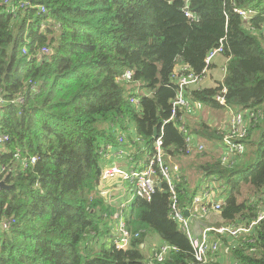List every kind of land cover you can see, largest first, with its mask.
I'll return each mask as SVG.
<instances>
[{
  "label": "trees",
  "instance_id": "16d2710c",
  "mask_svg": "<svg viewBox=\"0 0 264 264\" xmlns=\"http://www.w3.org/2000/svg\"><path fill=\"white\" fill-rule=\"evenodd\" d=\"M184 67L208 76L182 88ZM182 91L192 108L244 113V151L223 161L229 124L189 119L185 108L177 113L184 128L171 120ZM0 98V181L12 185L0 190V222L12 221L0 226V264H145L153 233L171 248L161 264H264V0H0ZM158 137L163 160L179 165L172 183L155 162L150 200L128 182L133 198L109 202L100 188L105 152L124 146L135 161L128 170L141 171ZM221 185L219 210L193 208L199 193L216 197ZM174 207L192 233L197 222L251 229L225 236L228 259L199 261ZM117 211L130 235L122 249Z\"/></svg>",
  "mask_w": 264,
  "mask_h": 264
},
{
  "label": "built area",
  "instance_id": "2783aa9c",
  "mask_svg": "<svg viewBox=\"0 0 264 264\" xmlns=\"http://www.w3.org/2000/svg\"><path fill=\"white\" fill-rule=\"evenodd\" d=\"M11 1L12 0H4L5 3H10ZM37 7L40 9L41 12L46 11V8L44 6H37ZM237 12H239L241 15L245 16L246 18L249 17L247 12L243 9H237ZM187 15L190 17L193 16L189 12L187 13ZM223 49H224L223 46H220L211 50L206 58V63L209 64L217 55L223 52ZM43 51L49 52V48H44ZM182 71L183 72L181 74L177 73V75L179 76L178 80L182 88L189 87L192 84L199 85L203 80L204 76H206L204 75L203 77H199L193 72H188L189 71L188 67L182 68ZM132 75H133V71L127 69L125 73L121 76V79L129 81L131 80ZM183 91L177 96V99L174 102L173 115L171 117V120L181 122L180 123L181 128H184L185 121H184V116H179V117L177 116L179 109L185 108L187 110H190L192 108L189 100L186 98L185 93ZM225 91L226 88H223V92ZM217 100L221 103H225V98L221 94L217 96ZM1 101L5 103L4 99H1ZM24 101L25 98L23 96H20L18 99L14 100L13 102L23 103ZM131 101L135 103H139V99L137 98H132ZM243 118H244V113H240L236 116L235 118L236 123L234 124L233 128L229 131V135L224 138L223 145L225 146L226 154L228 153V151H230L232 153V156H234L235 154L244 151V146L240 142V140L246 136V130H247V127L245 126L246 124H243ZM6 139L7 136L2 135L0 137V142L2 143ZM235 139H239V142H237ZM188 140L193 142V138L190 136L188 137ZM162 145H163L162 137H158L155 145V149L157 151L156 156L150 161L149 165L145 167L143 170L140 171V170H136L135 168L131 170H124L116 165H113L105 169L103 175L104 178L110 179L117 177V178H121L123 181H128L129 183L131 182L134 187V190L136 189L135 193L138 196L150 200L157 188L158 172L159 174H161L163 179L167 180L169 183H172V181L174 180L175 173L179 171V166L177 164L168 163L163 160L164 153H163ZM226 154L223 155L224 162H228L231 159L225 156ZM18 156L19 155L16 154V157ZM32 161L35 162L36 157H33ZM155 162L157 163V166L160 169L158 172L154 165ZM25 166L27 165L25 164ZM1 170L3 171L4 168H2ZM1 181H0V190H2ZM171 188H174V186L171 185ZM216 198L217 196L211 198L207 196V193L202 194L201 192L195 198L193 202V208L199 209L201 212L204 213H206L209 210H219L221 208L222 200H217ZM121 213L122 212L120 211V213L117 216L120 224L119 227L120 233H119V237L115 240L116 247L119 249L126 248L130 243V235L129 232L127 231L125 221L120 216ZM171 216L181 224L182 228L189 235L193 247L196 251L197 259L199 261H205L207 258H209L210 255H215L216 252L218 251V242L216 240H212L213 234H218V236H223V237L231 236L235 238V236H238L241 232L248 231L251 229L245 227V224L221 226L219 228L206 229L202 237H199L191 233L188 220H186L183 217V213L181 212V210H179V208L174 207L173 210L171 211ZM11 222H12L11 220H3L2 222H0V226L3 229H7L10 227ZM170 249L171 248L169 246H162L161 249L153 253L154 256L152 257V259L147 261L145 264H161L166 258V255Z\"/></svg>",
  "mask_w": 264,
  "mask_h": 264
},
{
  "label": "rangeland",
  "instance_id": "374dc122",
  "mask_svg": "<svg viewBox=\"0 0 264 264\" xmlns=\"http://www.w3.org/2000/svg\"><path fill=\"white\" fill-rule=\"evenodd\" d=\"M191 86V85H190ZM229 110H227V112H228ZM230 112V111H229ZM240 113H242V112H240V111H237V112H234V110L231 112V113H229V114H227V113H225V114H227L226 116H223L222 118H221V121H219L218 119H216V117H213V118H210V122H213V123H216V124H218L219 125V122L220 123H226V124H229V129H228V131H230L232 128H233V126H234V124L236 123V120H235V118H236V116L238 115V114H240ZM219 114H221V113H219ZM243 115V114H242ZM245 116V115H244ZM193 119V118H192ZM204 119H207V117H205ZM243 124H245V118H243ZM119 141L122 143L123 142V139H122V137L120 136V138H119ZM222 148H223V143H221V145H220ZM123 148H118V149H116V150H114L113 152H112V154H116V153H119V154H121L122 156H123V158H132L130 155H131V153L130 152H128L127 150H126V148L124 147V146H122ZM225 147V146H224ZM222 148H219L218 146H215V147H211V149H209L208 150V152H212L213 154H214V156L215 157H219L220 156V150L219 149H222ZM131 149H133V147L132 148H129V150H131ZM225 153V152H224ZM226 154V153H225ZM109 153H107V152H105V154H104V156L106 157L105 159H107V158H109ZM225 156H227L228 158H232L233 156H232V153L230 152V151H228V153L225 155ZM190 172H192V170H189V173ZM103 181H108V179H105L104 178V176H103V179H102ZM126 183H128V181H125ZM130 184H132L131 182H130ZM210 185L211 184H213V181H211L210 183H209ZM217 184H218V182H217ZM102 185V184H101ZM100 185V186H101ZM215 185V184H214ZM110 186H111V184H110ZM213 186V185H212ZM216 186H220V183L218 184V185H216ZM223 185H221V187H220V189L218 190V192H217V194H216V196H217V200H222V199H224L225 197H226V193H225V191L223 190V187H222ZM101 188V187H100ZM114 188V185H113V183H112V189ZM102 190V192L106 195L107 194V196H109L110 195V192L112 191L110 188L107 190L106 188H103V189H101ZM203 189L201 188V190L200 191H202ZM135 191H136V189L133 191V193H135ZM199 191V192H200ZM200 194V193H199ZM128 196H129V198H133V195H132V193L131 192H129L128 193ZM120 213V211H117L116 213H115V219H118V214ZM242 225V224H241ZM220 226H227V225H222V224H220V223H217V222H212L209 226H207V227H204L200 222H197V224H195L194 226H193V229H194V231H195V233H193V234H195V235H197V236H199V237H202V235L205 233V230L206 229H209V228H219ZM246 227V226H245ZM243 232H245V231H243ZM192 233V232H191ZM242 233V232H241ZM226 237H223V236H218V234H213V236H212V240H216L217 242H218V251L216 252V253H222L223 254V256L226 258V259H228L229 258V253H228V248H227V244L224 242V239H225ZM159 240H160V238H159V236L157 235V234H155V233H153L152 235H150V237H149V239H148V241L146 242V244H145V247H144V251H145V254L147 255V256H151L150 258L152 259V255H153V253L155 252V251H157V250H159V249H161L162 248V244L159 242ZM225 259V260H226Z\"/></svg>",
  "mask_w": 264,
  "mask_h": 264
},
{
  "label": "crops",
  "instance_id": "0c3cea01",
  "mask_svg": "<svg viewBox=\"0 0 264 264\" xmlns=\"http://www.w3.org/2000/svg\"><path fill=\"white\" fill-rule=\"evenodd\" d=\"M207 76H208V72H207L206 76H204V78L201 81V83L199 84V86L203 83V81L207 78ZM2 104H3V102L1 101V98H0V110L2 108V106H1ZM200 107H201V105L195 104L194 107L191 108L190 110H188L186 113H184V115L185 116L187 115L189 117V119L190 118H193L192 120H196V121L200 120V118H202V117H207V121L210 122V118L216 117V119H218L219 121H221V118L223 116H226L227 114L231 113V111L230 112L229 111L228 112L227 111L226 112L225 111L224 112L223 111H220L221 114H219V110H217V109H210L208 107H203V108L201 107L200 108ZM225 113H227V114H225ZM225 124L219 122V125L220 126H222V125L225 126ZM1 136H2V133H1V130H0V137ZM194 138H196V137L194 136ZM194 138H193V140H195ZM118 148H114V149L109 150L107 152L110 155H109V158L106 159V168L109 167V166L116 165V166H118V167H120V168H122L124 170H128L129 168H131L134 165L135 161H132L131 158H123V156L121 154H119V153H116L115 155L112 154V152L114 150L118 149ZM4 150H5L4 149V146L0 142V152L1 151L3 152ZM174 164H177V163H174ZM112 183L114 185V188L113 189H112ZM101 184H102L100 186L101 189L106 188L108 190L110 188L112 190L110 192V195L109 196H107V194L106 195L104 194L105 196L110 197V198H108L109 199L108 200L109 202L117 201V200H111V195L112 194L117 195V198H119V197L125 198V196L128 195L127 194L128 193V190L127 189L129 188V184L126 183L125 181H123L121 178L114 177V178L108 179V181H103L102 180V183ZM110 184H111V186H110ZM119 227H120V224L118 223L117 229H118V232L120 233ZM159 242L162 243L160 240H159ZM143 247H145V245Z\"/></svg>",
  "mask_w": 264,
  "mask_h": 264
},
{
  "label": "water",
  "instance_id": "95a60500",
  "mask_svg": "<svg viewBox=\"0 0 264 264\" xmlns=\"http://www.w3.org/2000/svg\"><path fill=\"white\" fill-rule=\"evenodd\" d=\"M155 136H157V134H156ZM1 187H2V189H9V188L12 187V185H9V184H7V183L5 182V180H2V181H1ZM185 214H186V215H189V211L187 210V211L185 212ZM142 246H144V245H142Z\"/></svg>",
  "mask_w": 264,
  "mask_h": 264
}]
</instances>
